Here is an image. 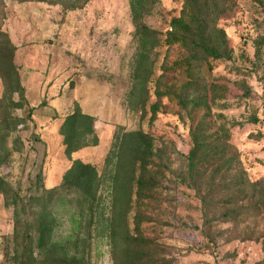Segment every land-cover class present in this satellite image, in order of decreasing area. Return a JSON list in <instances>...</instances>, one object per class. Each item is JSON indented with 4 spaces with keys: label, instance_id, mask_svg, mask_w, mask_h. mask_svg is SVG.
<instances>
[{
    "label": "rangeland",
    "instance_id": "1",
    "mask_svg": "<svg viewBox=\"0 0 264 264\" xmlns=\"http://www.w3.org/2000/svg\"><path fill=\"white\" fill-rule=\"evenodd\" d=\"M137 25L156 32L142 60ZM75 162L96 174L70 188ZM0 185V264L42 219L34 256H78L89 216L90 264L121 263L114 229L137 264H264V0H148L135 22L129 0H0Z\"/></svg>",
    "mask_w": 264,
    "mask_h": 264
},
{
    "label": "trees",
    "instance_id": "2",
    "mask_svg": "<svg viewBox=\"0 0 264 264\" xmlns=\"http://www.w3.org/2000/svg\"><path fill=\"white\" fill-rule=\"evenodd\" d=\"M27 1L61 4L69 10H73L76 8L83 7L89 0H27ZM147 1L148 0H129L131 19L134 22L140 17V14L144 11V7ZM199 22L202 24V20L197 19L196 26ZM182 30L185 33V35L183 37L180 36L179 38H184V39L186 38V40H188L189 42L190 40L188 39L187 36H189V38L193 36V34H191V30L185 27H183ZM196 31L197 33L195 36H199V35L202 36L204 34V30L200 26ZM136 35L140 42V52H141L140 59L142 60L147 55L149 49L148 47L149 42L156 38V32L145 25H137ZM171 40L174 41L178 39H176L175 36L174 39H172L171 37ZM173 41H166V42L170 43ZM198 43H199V48L203 52H205L206 54H210L216 58L218 57L217 49L215 48L211 49L210 45H208L204 40L200 38L198 40ZM29 113L27 115H29ZM87 117H88L87 115L82 114L78 110H75L64 118L60 126V133L63 137V142L66 146V151L68 153L75 152L81 149L83 146H85L86 144L85 129L83 125L86 122L85 119ZM74 164L75 165H74L73 177L72 180L67 184V187L77 188V187H82L84 185H88L90 178L94 177L96 174L95 167L91 164H83L79 162H75ZM259 204L260 207H262L264 210V201H260ZM90 225H91V216L88 217L86 229L77 242L78 245L81 247V252L78 256L74 255L70 257V259L54 257L50 260H40L34 256V251L44 249L47 246V244L50 243L51 240L49 236L50 224L48 223V221L46 220L44 221L43 219L40 222L38 221L35 237H33L31 233H26L25 242L27 244L23 248L24 249L23 258H26V260L25 263L23 264H90L89 253L87 250L89 248L90 237H91ZM111 238L115 246L117 245V243H119L122 247L120 251L123 253V256H121L122 264H137L138 258L139 257L143 258L140 255V251L138 250L139 240L136 235L134 236L127 231L121 233L119 230L114 229ZM121 263H118V261H116L115 259V264H121Z\"/></svg>",
    "mask_w": 264,
    "mask_h": 264
}]
</instances>
